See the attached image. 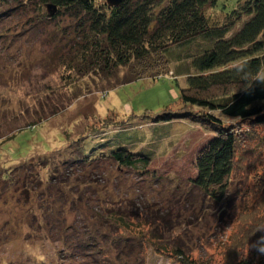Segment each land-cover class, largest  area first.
<instances>
[{
  "label": "rangeland",
  "instance_id": "obj_1",
  "mask_svg": "<svg viewBox=\"0 0 264 264\" xmlns=\"http://www.w3.org/2000/svg\"><path fill=\"white\" fill-rule=\"evenodd\" d=\"M35 3L0 0V168L19 175L9 183L21 195L18 204L11 190L0 196V264H236L254 256L256 234L264 235V151L237 164L229 194L215 202L191 183L211 133L188 120L153 121L194 112L180 98L185 77L174 78L173 66L128 84L73 74L63 60L70 20L46 21ZM125 72L116 77L122 81ZM129 143L152 158L148 167L98 158L68 168L89 148L98 157ZM82 191L87 207L59 216ZM64 217L81 231L89 221L94 241L66 253L59 236L45 233ZM231 246L236 259H227Z\"/></svg>",
  "mask_w": 264,
  "mask_h": 264
},
{
  "label": "trees",
  "instance_id": "obj_2",
  "mask_svg": "<svg viewBox=\"0 0 264 264\" xmlns=\"http://www.w3.org/2000/svg\"><path fill=\"white\" fill-rule=\"evenodd\" d=\"M24 1L33 6L37 1L38 8L46 9L49 17L44 15L46 21L57 20L61 15L70 20L64 28L71 30L72 38H67V57L63 60H66L65 68L73 74H89L128 84L155 79L156 74H167L169 66H173L174 78L185 77L186 86L181 89L180 98L194 112L165 111L168 113L153 121L155 125H164L178 119L188 120L211 133L196 155L197 174L191 183L215 202L229 194L237 164L253 153L264 151V0H120L117 4L109 0ZM120 70L126 71L122 81L116 77ZM33 126L36 125L29 124L27 128ZM127 146L131 147L130 143L98 157L96 150L89 148L68 168L73 171L79 164H90L98 158L124 167L149 166L152 158L137 148L132 152ZM10 174L0 168V196L11 190L13 203L18 204L19 189L12 191L14 184L9 183V178L19 175ZM54 177L52 174L51 178ZM35 189L31 186L26 194ZM85 194L83 191L72 194L70 204L65 203L68 207L64 205L58 215H63L69 207V212H82L80 206L87 207ZM89 210L90 218L98 221ZM65 219L56 224L47 219L51 230L45 233L59 236L66 253L77 252L86 242L94 241L92 231L97 228H92L89 221H84L81 231L67 225ZM64 231L71 236L67 233L64 238L60 236ZM256 235L259 241L255 242L254 256L247 259L242 256L236 264H264V235L258 232ZM106 236H100L101 240ZM176 253L180 258L184 256L181 250ZM238 255L236 246L227 251V259H236Z\"/></svg>",
  "mask_w": 264,
  "mask_h": 264
},
{
  "label": "water",
  "instance_id": "obj_3",
  "mask_svg": "<svg viewBox=\"0 0 264 264\" xmlns=\"http://www.w3.org/2000/svg\"><path fill=\"white\" fill-rule=\"evenodd\" d=\"M120 0H109L111 4H117Z\"/></svg>",
  "mask_w": 264,
  "mask_h": 264
}]
</instances>
